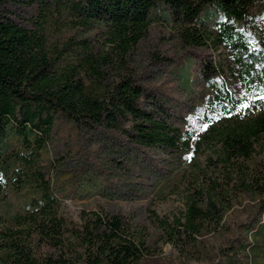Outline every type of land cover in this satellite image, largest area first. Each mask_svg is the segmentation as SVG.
<instances>
[{"label":"trees","instance_id":"trees-1","mask_svg":"<svg viewBox=\"0 0 264 264\" xmlns=\"http://www.w3.org/2000/svg\"><path fill=\"white\" fill-rule=\"evenodd\" d=\"M207 3L226 17L217 21L215 39L228 49V73L241 89L207 75L212 93L203 127L181 135L140 104L141 84L130 75L110 80L107 67L139 41L161 5L185 42L206 43L200 13ZM21 4L39 7L34 28L10 17L11 7ZM259 4L264 0H0V191L9 180L30 194L24 209L0 214V264H140L157 250L120 213L82 209L73 219L64 212L40 162L59 119L83 128L118 127L130 119L128 135L138 144L202 154V161H192L196 174L183 209L171 220L154 217L159 237L179 250L204 230L219 228L243 194L264 208V30L254 44L228 22L246 26ZM49 20L67 22L74 32L60 45L49 43ZM98 30L108 49L93 54L88 40Z\"/></svg>","mask_w":264,"mask_h":264},{"label":"rangeland","instance_id":"rangeland-1","mask_svg":"<svg viewBox=\"0 0 264 264\" xmlns=\"http://www.w3.org/2000/svg\"><path fill=\"white\" fill-rule=\"evenodd\" d=\"M11 8L13 20L27 27L36 26L40 14L37 5ZM157 10L158 16L151 20L144 35L122 59L113 58L107 72L110 80L133 77L144 88L140 104L184 135L189 128L203 127L206 101L212 93L208 76L217 83L226 81L235 91L241 85L228 73L232 65L228 49L216 43L217 21L226 17L214 4H205L200 13L209 36L200 45H189L179 36L164 5ZM228 22L241 28L256 44L264 30V5L251 8L246 26L236 19ZM44 29L49 43L59 45L74 32L67 22L56 20H49ZM88 45L93 54L106 51L104 31L92 34ZM131 124L127 119L118 127L83 128L65 119L56 121L40 162L41 168L49 171L64 212L73 219H78L82 209L122 214L145 231L148 244L157 249L140 264H264V208L259 199L246 194L224 213L219 228L204 230L182 250L159 237L161 230L154 217L171 220L183 209L185 193L196 174L192 161H202V154L138 144L128 135ZM11 142L12 150L16 149L17 141ZM29 195L26 189L17 190L7 180L0 191V214L24 209Z\"/></svg>","mask_w":264,"mask_h":264},{"label":"snow or ice","instance_id":"snow-or-ice-1","mask_svg":"<svg viewBox=\"0 0 264 264\" xmlns=\"http://www.w3.org/2000/svg\"><path fill=\"white\" fill-rule=\"evenodd\" d=\"M259 99L264 100V97H259ZM241 107L246 108V107H249V105L248 104H244Z\"/></svg>","mask_w":264,"mask_h":264}]
</instances>
